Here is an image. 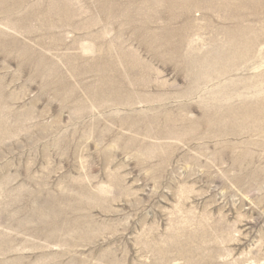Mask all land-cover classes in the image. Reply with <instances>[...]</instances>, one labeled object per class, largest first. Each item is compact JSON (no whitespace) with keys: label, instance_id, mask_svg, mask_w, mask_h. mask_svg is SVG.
<instances>
[{"label":"rangeland","instance_id":"1","mask_svg":"<svg viewBox=\"0 0 264 264\" xmlns=\"http://www.w3.org/2000/svg\"><path fill=\"white\" fill-rule=\"evenodd\" d=\"M0 264H264V0H0Z\"/></svg>","mask_w":264,"mask_h":264},{"label":"bare ground","instance_id":"2","mask_svg":"<svg viewBox=\"0 0 264 264\" xmlns=\"http://www.w3.org/2000/svg\"><path fill=\"white\" fill-rule=\"evenodd\" d=\"M155 44V43H154ZM241 49V48H240ZM245 51V50H244ZM97 68V67H96ZM133 96V95H132ZM250 113V112H249ZM257 115V114H256ZM257 120V119H256ZM263 121V120H262ZM257 123V122H256ZM236 125H238V124H236ZM240 127V126H239ZM257 143H259V142H257Z\"/></svg>","mask_w":264,"mask_h":264}]
</instances>
